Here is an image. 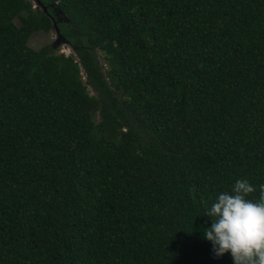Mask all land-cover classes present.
I'll return each mask as SVG.
<instances>
[{"label": "trees", "instance_id": "obj_1", "mask_svg": "<svg viewBox=\"0 0 264 264\" xmlns=\"http://www.w3.org/2000/svg\"><path fill=\"white\" fill-rule=\"evenodd\" d=\"M36 1L0 0V264H233L204 213L264 184V0Z\"/></svg>", "mask_w": 264, "mask_h": 264}, {"label": "clouds", "instance_id": "obj_2", "mask_svg": "<svg viewBox=\"0 0 264 264\" xmlns=\"http://www.w3.org/2000/svg\"><path fill=\"white\" fill-rule=\"evenodd\" d=\"M256 190L248 180L237 179L231 194L220 193L204 213L212 221L204 238L216 257L230 253L233 264H264V184L254 202L247 197Z\"/></svg>", "mask_w": 264, "mask_h": 264}, {"label": "rangeland", "instance_id": "obj_3", "mask_svg": "<svg viewBox=\"0 0 264 264\" xmlns=\"http://www.w3.org/2000/svg\"><path fill=\"white\" fill-rule=\"evenodd\" d=\"M15 22H17L16 19ZM50 42H54V46L59 52H62L64 54L72 53V49L66 43L62 41H56V35L54 33V30H50L48 32H44L41 30L34 31L29 35L27 40V44L34 49L39 48L41 45ZM102 67L103 69L105 68L104 66ZM93 119L95 120L96 116H93Z\"/></svg>", "mask_w": 264, "mask_h": 264}, {"label": "water", "instance_id": "obj_4", "mask_svg": "<svg viewBox=\"0 0 264 264\" xmlns=\"http://www.w3.org/2000/svg\"><path fill=\"white\" fill-rule=\"evenodd\" d=\"M33 1V3H34V5H36V6H39L41 9H42V7L40 6V4L36 1V0H32ZM55 33V32H54ZM55 35H56V33H55ZM57 38V37H56ZM56 41H59L58 39H56ZM63 42V41H62ZM65 43V42H64ZM67 44V43H66Z\"/></svg>", "mask_w": 264, "mask_h": 264}]
</instances>
